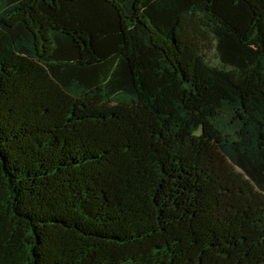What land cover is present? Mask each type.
Returning <instances> with one entry per match:
<instances>
[{
	"label": "trees",
	"instance_id": "trees-1",
	"mask_svg": "<svg viewBox=\"0 0 264 264\" xmlns=\"http://www.w3.org/2000/svg\"><path fill=\"white\" fill-rule=\"evenodd\" d=\"M0 264H264V0H0Z\"/></svg>",
	"mask_w": 264,
	"mask_h": 264
}]
</instances>
